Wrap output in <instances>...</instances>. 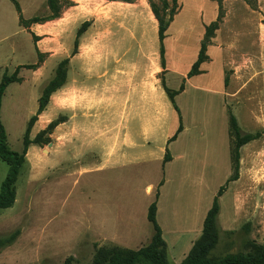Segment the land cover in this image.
<instances>
[{
  "label": "crops",
  "instance_id": "crops-1",
  "mask_svg": "<svg viewBox=\"0 0 264 264\" xmlns=\"http://www.w3.org/2000/svg\"><path fill=\"white\" fill-rule=\"evenodd\" d=\"M64 1L58 17L30 26L38 36L36 50L38 48L41 53L42 61L38 59L33 63L39 62L34 68L21 67L18 75L22 81L6 87L1 119L9 88L16 83H29L28 90L36 102L26 115L30 120L59 63L67 60L63 84L51 94L31 134L36 135L56 123L52 131L47 132L53 139V146L58 143L53 149V157L61 151L64 159L69 158L74 166H78L80 174H96V212L92 215L94 222L91 225L96 238L122 246V242L129 244L136 239L139 249L152 240L143 245L144 241L139 239L142 234L146 232V240L150 233L152 237L154 235L148 209L155 199L157 220L164 237L167 230L180 227L181 213L186 210L184 207L180 213L178 208L182 192H187L197 203L203 191L212 185L213 191L220 188L232 174L226 107L229 93L225 77L229 50L221 44L223 28L217 29L213 42L211 40L208 45V58L200 64L199 72L190 76L199 57L206 26L217 17L215 11L211 23L199 21L198 14L201 18L205 14L200 0H179L180 7L163 39L164 62L159 20L150 0ZM47 8L50 15L48 5ZM187 9L194 10L195 14H185ZM22 11L24 15L23 8ZM183 14L185 16L179 20ZM17 22L18 12L11 6L0 7V25L9 29L0 36L2 77L5 73L12 74L19 66L28 65L19 61L23 50L18 43L13 42L9 52L1 46L3 40L19 31ZM85 22L89 25L78 37V30ZM19 26L28 30L20 22ZM263 37L264 34L261 39ZM167 88L176 92L175 103L176 95L189 89L202 92L204 101L195 105L204 107L207 103L218 113L200 120L201 131L197 136H190L188 126L183 123L184 129L170 140L180 125V117ZM215 97L219 99L217 103ZM173 145H176L174 150ZM244 146L240 149L239 178L231 181L219 196V202L230 200L229 204L226 201L224 206L220 204L218 215V222L224 218L227 228H231L237 213V209L233 211V201L236 207L240 200L238 187L243 185ZM168 150L171 159L165 162ZM86 157L89 159L85 161ZM57 161L56 167L65 163ZM35 163L36 171H42L48 165L42 159ZM101 183L116 191L109 193L100 189ZM211 206L205 204L198 213L196 207L194 212L187 210L188 232L201 231L202 221ZM122 238L126 240L121 241ZM194 242H191L192 246Z\"/></svg>",
  "mask_w": 264,
  "mask_h": 264
},
{
  "label": "rangeland",
  "instance_id": "rangeland-1",
  "mask_svg": "<svg viewBox=\"0 0 264 264\" xmlns=\"http://www.w3.org/2000/svg\"><path fill=\"white\" fill-rule=\"evenodd\" d=\"M18 1L25 17H44L49 14L47 0ZM151 1L163 22L180 7L179 0ZM200 1L205 14L203 18L198 14L199 21L203 19L205 23H211L215 11L216 19L222 20L221 44L229 50L225 69L229 93L226 101L228 114L232 112L237 117L243 133L261 132L259 138L243 147V185L238 187L240 200L236 207L233 201L232 208L233 211L237 209V213L233 216L231 228L224 226V218L217 221V242L204 254L207 260H219L264 251V37L261 39L264 34V0ZM10 6L17 12L11 0H0V7ZM186 13L194 15L195 11L187 9ZM16 29H19L16 35L3 40L1 46L9 52L11 44L16 42L23 50L19 61L23 64L36 63L39 54L32 34L19 26V22ZM8 30L0 25V36ZM216 32L210 33L212 42ZM1 77L0 73V82ZM28 85H12L3 108L2 122L9 148L19 153L24 148L29 121L26 115L36 103ZM204 99V94L194 89L176 95V103L190 136H197L201 131L198 124L203 117L218 113L207 103L204 107L195 105ZM215 101L217 103L219 99L215 97ZM51 129L52 126H46L33 136L30 131L28 137L32 143L18 175L16 201L12 207L0 208V264H95L94 255L98 248L119 245L96 238L91 226L94 222L92 215L96 212V174H80L78 166H74L71 159H64L61 151L56 158L53 157V149L57 148L58 143L53 146V139L47 133ZM171 148L174 150L176 145ZM37 159L48 164L44 170L36 171ZM84 159L86 161L89 158ZM57 160L65 163L56 167ZM162 172L164 177L165 173ZM7 173L8 164L0 159V189ZM101 188L109 193L116 191L114 188L109 189L107 184L101 183ZM213 188L212 185L203 191L197 203L190 199L187 192L179 195V200H184H178L179 212L186 208L183 213L180 212V227L173 231L167 230L164 236L170 263L180 264L189 253L191 242L199 240L204 221L200 232H188L187 210L193 209L194 212L196 207L198 213L205 204L211 205L219 189L213 191ZM227 199L225 201L229 204L230 200ZM225 201L220 200V204L224 206ZM16 231H19L16 238L11 243L3 244ZM148 237L146 240V232L139 237L144 241L143 245L151 240L152 233ZM122 244L133 249L139 247L136 239L129 244ZM203 244L204 241L200 248Z\"/></svg>",
  "mask_w": 264,
  "mask_h": 264
},
{
  "label": "trees",
  "instance_id": "trees-1",
  "mask_svg": "<svg viewBox=\"0 0 264 264\" xmlns=\"http://www.w3.org/2000/svg\"><path fill=\"white\" fill-rule=\"evenodd\" d=\"M16 10L19 14V22L20 25L24 26L29 30L32 34L34 41L38 40V36L30 29V26L33 23H38L41 21H45L48 18L58 17L62 11L64 4L66 3L64 0H47V5L51 10V14L48 16H33L31 18L26 19L23 15L22 7L18 0H11ZM177 1V0H174ZM221 2L222 0H217ZM151 2L152 9L159 20L160 25V40L162 42V59L164 62V47H163V39L166 36V31L172 21L175 12L170 14L169 19L166 22H163L162 18L158 15L155 10L154 4ZM221 18L216 19V21L212 22L210 25L206 26V33L204 39L202 41L199 57L197 61L194 63L189 75H194L199 72L200 64L205 61L208 56L206 54L207 47L211 43L210 33H214L217 29H219L221 24ZM88 22H85L81 28L78 30V37L85 31ZM39 62L42 61V55L39 52ZM37 64H28L24 66H19L12 74L5 73L0 82V159L5 161L8 164V173L5 179L1 184L0 189V208L5 209L12 207L17 198V180L20 169L25 162L26 155L28 152L29 145L32 143L29 141V133L31 128L33 127L35 121L38 118V115L45 109L47 106L51 94L60 88L63 84L64 76H65V66L67 64V60L61 61L56 69V73L54 78H52L49 83L44 88L43 94L39 98V107L34 116L30 118L28 121V126L26 129V134L24 137V148L21 153L18 151L12 150L8 145V137L6 133L5 126L1 119V108H2V97L4 95L6 87L12 82H20L22 78L19 77V69L21 67L34 68ZM169 96L171 97L176 110L179 112L180 117V125L170 140H174L177 135L184 129L182 116L180 113V109L175 103L174 96L176 92H172L170 89H166ZM55 122L51 123L49 126H55ZM48 126V127H49ZM52 131V129H51ZM47 132H50L48 130ZM229 132L231 137V161H232V174L228 178L225 184H223L214 198L212 206L208 210L206 217L203 223V231L202 234L197 240L192 248L190 249L187 256L183 259L180 264H264V251H258L257 253L248 254L242 257H226L219 260H207L204 258V254L212 249L217 242V235L215 233V228L218 221V215L220 212V202L219 196L227 189L228 184L231 181H234L239 178L240 173V159L241 152L240 149L245 144L250 141L257 139L261 136V132L255 133H243L242 129L239 125L237 117L231 112L229 114ZM171 159V155L169 150L165 155L164 161H169ZM157 200L155 199L149 206L148 209V219L152 223L154 227V235L149 244L140 247L139 249H132L128 247H123L121 245H115L112 247H100L96 250L94 255V263L95 264H173L170 263L168 259V246L163 237L162 228L157 220ZM19 231L13 232L9 238L3 242V244L11 243L17 236ZM204 241L203 247L200 248L201 243Z\"/></svg>",
  "mask_w": 264,
  "mask_h": 264
}]
</instances>
